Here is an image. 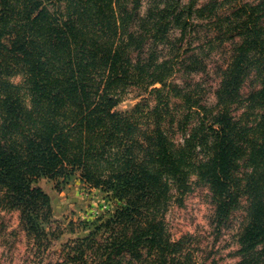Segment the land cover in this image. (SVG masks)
I'll return each instance as SVG.
<instances>
[{
  "label": "trees",
  "instance_id": "obj_1",
  "mask_svg": "<svg viewBox=\"0 0 264 264\" xmlns=\"http://www.w3.org/2000/svg\"><path fill=\"white\" fill-rule=\"evenodd\" d=\"M77 172L116 210L66 264H217L166 220L197 187L217 230L244 207L235 264H264V0H0V210L50 241L38 183Z\"/></svg>",
  "mask_w": 264,
  "mask_h": 264
},
{
  "label": "rangeland",
  "instance_id": "obj_2",
  "mask_svg": "<svg viewBox=\"0 0 264 264\" xmlns=\"http://www.w3.org/2000/svg\"><path fill=\"white\" fill-rule=\"evenodd\" d=\"M225 52V48L216 51L208 61V72L195 77L207 85L209 103L215 102L214 92L220 80L218 67L225 63ZM142 97L132 89L116 109L129 111ZM61 181L42 178L38 183L51 197L53 222L44 226L49 234L54 233L50 241L37 238L29 230L20 210H0V264H66L65 246L87 237L116 210V203L105 192L82 182L79 172L67 183ZM213 215L214 205L208 188L197 187L185 195L182 204L171 207L166 220L175 239L185 235L193 237L200 258L207 262L215 260L217 264H235L239 260L238 234L246 211L244 207L235 211L229 224L220 230L213 223Z\"/></svg>",
  "mask_w": 264,
  "mask_h": 264
}]
</instances>
